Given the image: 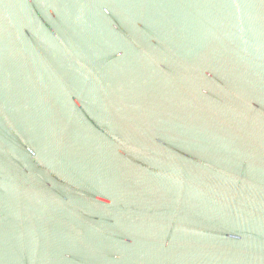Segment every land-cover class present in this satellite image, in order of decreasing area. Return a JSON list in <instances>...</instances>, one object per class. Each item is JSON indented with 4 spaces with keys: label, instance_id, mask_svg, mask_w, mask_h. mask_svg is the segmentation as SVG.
Instances as JSON below:
<instances>
[{
    "label": "water",
    "instance_id": "95a60500",
    "mask_svg": "<svg viewBox=\"0 0 264 264\" xmlns=\"http://www.w3.org/2000/svg\"><path fill=\"white\" fill-rule=\"evenodd\" d=\"M0 264H264V0H0Z\"/></svg>",
    "mask_w": 264,
    "mask_h": 264
}]
</instances>
